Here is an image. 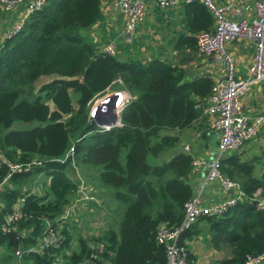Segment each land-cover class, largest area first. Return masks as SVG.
I'll list each match as a JSON object with an SVG mask.
<instances>
[{"label":"trees","instance_id":"obj_1","mask_svg":"<svg viewBox=\"0 0 264 264\" xmlns=\"http://www.w3.org/2000/svg\"><path fill=\"white\" fill-rule=\"evenodd\" d=\"M101 3L48 0L0 45V154L16 162L43 160L29 172L14 174L15 187L2 195L0 224L25 194L31 175L44 173L51 178L44 193L26 192L22 207L21 228L32 229L23 245L34 243L45 220H55L72 202L78 185L69 168L76 163L95 173L124 204L118 230L108 229L103 235L107 250L96 264H167V248L157 241V232L161 224L178 226L185 203L194 195L190 177L198 151L193 145L191 151L185 150L182 142L194 132L208 141L204 106L214 83L207 75L189 79L182 64L197 51V34L211 29L215 19L204 4L184 2V24L171 38L177 56L121 60L82 32L101 18ZM44 75L55 78L37 89ZM115 84L126 89L131 99L121 114V125L103 129L91 116L92 104ZM72 92L79 95L78 108ZM15 121L38 124L27 130L11 129ZM71 146L74 160L60 161ZM257 161L238 150L227 152L221 172L240 184L244 200L224 215L200 217L182 233L180 243L187 247L206 232L213 248H230V258L210 264H245L249 256L264 252V208L255 195L260 190L264 198V171L256 175ZM5 174L3 169L0 180ZM65 241L46 254H25L22 259L25 264H59L57 256L69 248V239ZM20 242L17 233L0 232V243L12 252ZM80 243V251L64 254V264H80L89 257L87 243ZM188 252L189 264H197L189 247Z\"/></svg>","mask_w":264,"mask_h":264},{"label":"built area","instance_id":"obj_2","mask_svg":"<svg viewBox=\"0 0 264 264\" xmlns=\"http://www.w3.org/2000/svg\"><path fill=\"white\" fill-rule=\"evenodd\" d=\"M152 1L159 7L167 8L179 5L180 3L201 2L213 14L215 25L209 30L200 31L197 34V51L209 57L223 56L226 62V75L213 83L211 92L207 97L204 106V113L208 117V126L212 131L218 133V154L209 162L195 156L194 167L207 166L205 185H210L216 181H221L227 189H239L240 196H244L240 184L227 177L221 172V162L225 154L231 150L239 149L245 143L251 141L258 132V127L264 122V114L251 117L244 111L240 98L245 94L249 86L254 82L264 81V0H235L243 6L253 4L255 18L233 19L228 15L227 8L217 2V0H116L121 9L127 15L126 31L129 38L132 37L136 27L144 20L147 14L148 2ZM48 0H0V6L12 14L18 13L16 24L11 27L6 34V38L14 37L26 24L28 18L36 11L41 10ZM22 11H19V9ZM238 39H250L255 43V54L249 67L250 79H236L234 76L235 64L233 58L226 52L225 44ZM105 51L114 54L113 44L105 46ZM113 94L120 95V102L117 108L119 119L113 125L100 126L103 129H110L113 126L121 125V114L131 99L130 93L116 91ZM102 101H100L101 103ZM92 105L91 116L94 118V109L97 104ZM105 117V113H103ZM185 150L191 151L190 145L185 146ZM74 146H71L66 155L59 158L65 162L73 156ZM72 160L74 158L72 157ZM43 160L34 158L29 162H15L4 153L0 154V174L6 169L5 176L0 180V193L6 185H9L15 173L29 172L36 166H41ZM261 191L255 195L258 197L259 206L264 208V198L260 197ZM99 203V199L87 189V185L82 183L72 199V202L65 208L64 212L55 220H45L43 232L36 238L35 243L27 246L23 241L30 236L31 228H21V223L25 219L22 207L24 203H16L12 210L5 215L4 221L0 224V232L3 234L17 233L21 239L20 245L15 250L18 260L25 254H46L50 247H60L65 241V227L81 226L84 217L79 215L78 209L87 201ZM0 198V206L2 204ZM239 199L231 198L220 202H215L208 206L201 204L197 195H193L184 205V218L178 226H168L161 224L157 232V241L167 248V264H189L188 247L180 243V238L184 230L189 228L202 216H221L233 207ZM94 226H99V222L94 220ZM104 225L97 231V236L101 237ZM93 254L90 258H85L80 264H96V259L107 250L104 240H93ZM109 262V261H108ZM55 263L63 264V260H56ZM264 252L257 256H249L245 264H263Z\"/></svg>","mask_w":264,"mask_h":264},{"label":"crops","instance_id":"obj_3","mask_svg":"<svg viewBox=\"0 0 264 264\" xmlns=\"http://www.w3.org/2000/svg\"><path fill=\"white\" fill-rule=\"evenodd\" d=\"M217 2L227 8L228 15L233 19L252 20L255 18V9L253 4L249 6H243L235 0H217ZM22 9L23 8L19 9V11H22ZM184 11V3L162 8L154 4L152 1H149L147 5L146 17L136 27L132 37L129 38L126 31L127 15L125 12L121 9L116 0H102L101 18L90 28L83 29L82 32L92 39V41L96 43L101 49H103L108 44H113L115 50L114 55L118 56V58L121 60H127L131 57H138L147 61L157 55L161 57H175L178 55V51L173 47L171 38L182 29L184 24L183 22L186 17ZM18 17V13L12 14L0 6V45L4 43L7 31L16 24ZM225 50L233 58L235 64V78L245 80L250 79L251 77L249 74V67L255 54L254 41L250 39H238L227 42L225 44ZM188 52H190V49H186V53ZM182 65L187 69L189 79H195L199 76L207 75L210 76L214 82H216L222 79L227 72L226 62L223 56L213 58L200 54L198 51H194L190 58L187 61H184ZM124 90L126 89L121 91ZM240 101L247 115L251 117L263 115L264 81L252 83L249 86L248 91L241 96ZM188 143H191V145L197 149V156L205 159L206 162H209L218 154V133L212 131L211 129L209 132L208 141L206 139L199 138V133L195 134L194 132L193 136H191L189 139L185 138L182 142L183 145ZM236 150H238V152L247 159H258L255 173L257 176H261L264 171V122L258 127L256 136L251 141L245 143ZM208 159L209 161H207ZM77 168L79 170H77ZM207 171L208 169L206 165L194 167L190 177V181L194 188V196L197 195L199 197L202 205L208 206L215 202H220L231 198L244 200L245 195L241 197L239 189H227L221 181H216L210 185H205L204 182ZM39 174L43 173L31 175V183L34 181V185L30 187L29 184L28 186L26 185L24 187L23 190L25 194L20 196L14 202L12 208L18 202L25 203L26 192L27 194L29 191L33 194L44 193L51 178L44 174L43 176L47 178V181L44 182V185L41 184V186H38L36 184V180ZM69 174L70 177L75 182H77L78 187H80L82 183H85L89 192L95 194V196L100 199L101 202L104 199L103 195L105 193H110L112 198L115 201L117 200L112 194L111 190L104 186L100 181H98L100 187L92 185L91 181L89 180L87 182L83 173L81 172V167L79 164L77 166L76 163H73V166L69 168ZM14 187V183L11 181L10 184L6 185L1 191V207L4 205L2 195ZM122 205L124 206L123 203ZM98 210L99 207L96 202L91 200L87 201L86 204H83L78 209L79 215L84 217V222L81 226L76 227L67 225L65 227V240H67V238L69 239V248L64 249V251L57 256V260H63L64 264L66 262V257L64 254L70 255L74 250L80 251V240H84L87 243L90 255L89 257L85 258H90L94 252L92 241L104 240V233L108 229H115L108 228L107 216H105L104 213H98ZM122 215L123 212L121 210L120 216H118L119 223L117 229L115 230H118L119 228ZM94 220H97L100 225L94 226ZM101 225H104V229L102 236L98 237L97 231L100 229ZM65 242L66 241H64V243ZM188 247L190 252L197 257V264H210V262L214 259H224L231 257L230 248L226 247L222 250L213 248L211 246L210 236L206 232L198 237H195L192 241H189ZM100 257H102V255L98 256V258ZM0 262L2 264H25L23 259H17L15 250L12 252L1 243ZM29 264L34 263L31 262Z\"/></svg>","mask_w":264,"mask_h":264},{"label":"rangeland","instance_id":"obj_4","mask_svg":"<svg viewBox=\"0 0 264 264\" xmlns=\"http://www.w3.org/2000/svg\"><path fill=\"white\" fill-rule=\"evenodd\" d=\"M103 50L105 51V47L103 48ZM107 52V51H106ZM109 53V52H108ZM55 78V75H44V76H41L39 79H38V81H37V83H36V86H37V89H39L40 87H41V85H43L44 83H46V82H48V81H50V80H52V79H54ZM121 90H123V88L122 87H120V85L119 84H115V85H113L108 91H107V93L104 95V96H100V97H98L95 101H94V105L96 104V103H100V101H102L104 98H106L107 96H112V94L114 93V92H116V91H121ZM125 91V90H124ZM72 97H73V104H74V107L75 108H78L79 107V104H78V98H79V95L77 94V93H74V92H72ZM49 104H50V106H51V108H54V104H53V102H49ZM92 104V105H93ZM93 105V106H94ZM92 110V109H91ZM36 124H38L37 122H33V123H25V122H22V121H15L14 123H13V125H12V127H11V129H17V130H27V129H30L31 127H33L34 125H36ZM194 135V133H188L187 135H186V137L189 139L191 136H193ZM187 144H185L184 145V148H185V146H186ZM188 145H190V147H191V143H188ZM16 162V161H15ZM80 166V165H79ZM77 170H79L78 168H77ZM81 172L83 173V175H84V177H85V179L87 180V182H88V180L89 181H91V184L92 185H95V186H97V187H100V185H99V183H98V179H97V177H95V173H91V172H88L87 171V168H81ZM42 175V176H41ZM44 175V173L43 174H39L38 175V178H37V180H36V178H35V180H36V184L38 185V186H41V184L42 185H44V182H46L47 181V178L46 177H44L43 176ZM37 177V176H36ZM46 184V183H45ZM34 185V181L31 183V181H30V187L31 186H33ZM99 192V191H98ZM103 201L101 202V200L99 199V203H96L97 205H98V207H99V210H98V213H104L105 214V216H107V225H108V228H115V229H117V226H118V223H119V219H118V216H120V213H121V210H122V212H123V209H124V206L122 205V203L120 202V201H118V200H114L113 198H112V196H111V194L110 193H105L104 195H103ZM119 205H120V207H119ZM101 210H103V211H101ZM0 264H2L1 262H0Z\"/></svg>","mask_w":264,"mask_h":264},{"label":"water","instance_id":"obj_5","mask_svg":"<svg viewBox=\"0 0 264 264\" xmlns=\"http://www.w3.org/2000/svg\"><path fill=\"white\" fill-rule=\"evenodd\" d=\"M119 102L120 95L118 94H112V96L104 98L94 109V121L97 122L99 126L106 124L113 125L119 119L117 113ZM103 113H105V117L103 116ZM207 161H209V159Z\"/></svg>","mask_w":264,"mask_h":264}]
</instances>
